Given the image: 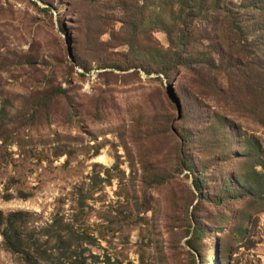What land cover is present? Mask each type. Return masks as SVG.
<instances>
[{
	"label": "rangeland",
	"instance_id": "1",
	"mask_svg": "<svg viewBox=\"0 0 264 264\" xmlns=\"http://www.w3.org/2000/svg\"><path fill=\"white\" fill-rule=\"evenodd\" d=\"M74 19L58 0H0V211L27 213L29 228L73 221L82 192L80 223L100 261L138 264L143 249L156 264H264V211L247 199L213 203L220 177L240 169L246 137L264 154L250 91L243 102L234 89L215 96L183 68L168 80L81 67ZM144 168L166 182L151 186ZM187 211L205 230L198 248L187 246ZM0 264H22L1 237Z\"/></svg>",
	"mask_w": 264,
	"mask_h": 264
},
{
	"label": "trees",
	"instance_id": "2",
	"mask_svg": "<svg viewBox=\"0 0 264 264\" xmlns=\"http://www.w3.org/2000/svg\"><path fill=\"white\" fill-rule=\"evenodd\" d=\"M58 1L75 18L73 58L79 66L84 59L101 69L135 70L168 80L183 68L193 74L197 86L215 96L234 89L243 102L249 90L251 112L264 125V0ZM62 30L67 32L65 26ZM158 32L166 35L167 48L154 36ZM106 36L108 40H104ZM211 118L223 134L228 133L229 126L220 115L214 113ZM245 140L240 169L234 178L220 177L213 203L247 199L250 208L262 212L264 154L258 139ZM187 170L194 171L189 162ZM145 173L151 186L166 182L162 174L153 175L146 169ZM204 183L200 174L195 177L194 189L200 193ZM80 195L73 221L57 216L41 228H29L27 213L4 215L0 211V237L5 248L19 256L22 264H120L110 257L100 261L92 255L89 246L96 241L80 223L85 208L82 192ZM184 222L186 235L193 236L187 246L198 248L204 227L188 211ZM138 264L156 262L140 249Z\"/></svg>",
	"mask_w": 264,
	"mask_h": 264
},
{
	"label": "bare ground",
	"instance_id": "3",
	"mask_svg": "<svg viewBox=\"0 0 264 264\" xmlns=\"http://www.w3.org/2000/svg\"><path fill=\"white\" fill-rule=\"evenodd\" d=\"M101 160L105 161V158H101Z\"/></svg>",
	"mask_w": 264,
	"mask_h": 264
}]
</instances>
